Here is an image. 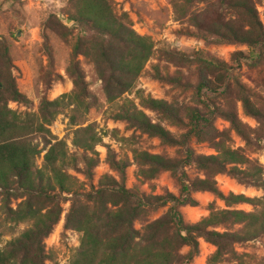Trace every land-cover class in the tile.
Masks as SVG:
<instances>
[{
    "label": "trees",
    "instance_id": "obj_1",
    "mask_svg": "<svg viewBox=\"0 0 264 264\" xmlns=\"http://www.w3.org/2000/svg\"><path fill=\"white\" fill-rule=\"evenodd\" d=\"M67 1L74 3L70 19L89 28L97 41L87 48L82 37L76 36L66 68L74 89L53 101H43L38 113H20L8 108L9 102H25L16 80L24 73L22 66L13 65L9 46L0 38L1 208L12 219L30 223L10 244L9 254L0 252V264H44L42 240L60 220L62 199L69 202L64 229L80 236L69 264H192L199 254V239L215 248L206 264H251L244 256H237L233 248L264 234V197L225 195L219 190L216 177L226 175L238 184L264 190V169L243 149H234L230 137V132H234L247 147L254 141L255 131L238 118L237 103L244 115L258 123V130L264 136V98L253 94L241 82L239 74L242 65L254 68L264 60V28L253 0H222L220 9L224 18L208 13L207 20L201 22L196 12L189 18L202 37L248 48L247 54L235 52L232 64L198 55L200 62L213 69L211 77L201 79L196 86L201 108L189 109L182 119L178 109L167 102L137 94L138 105L124 99L114 118L148 137L158 138L162 144L177 148V159L137 151H133V157L146 181L162 171L175 174L178 195H146L138 189L126 188L125 170L129 162L114 157L109 164L118 179L105 175L94 185L93 171L99 162L95 147L101 137L90 134L89 127L76 128L71 145L81 150L77 158L69 154L64 141L51 136L48 126L63 108L73 106L88 112L94 104L78 65L79 56L93 61L106 99L112 103L135 88L153 50V42L134 32L126 19L116 13L113 0ZM181 1L185 5L192 3ZM43 29L48 28L43 26ZM52 31L58 33L56 29ZM158 79L180 85L178 78ZM139 106L181 126L182 135L176 138L159 124L152 123ZM70 120L73 127L79 125L73 117ZM217 120L226 122L229 128L217 129ZM33 135H39L43 143L41 150L33 143ZM192 142L206 144L215 154H197L191 147ZM42 151L45 152L43 165L36 170L34 159ZM79 164L82 169L78 168ZM188 166H194L203 178L190 179L185 171ZM70 170L82 174L90 185L79 182ZM201 192L211 194L225 208H217L213 201L208 205L207 216L188 223L180 208L197 207L193 194ZM63 195L68 197L62 198ZM11 200H21L17 213L9 206ZM167 204L170 206L164 215L148 220L152 212ZM241 204L251 205L254 210L232 209ZM234 226L237 229L231 231ZM184 248H187L185 253ZM225 255L230 259H225ZM258 264H264V258Z\"/></svg>",
    "mask_w": 264,
    "mask_h": 264
},
{
    "label": "rangeland",
    "instance_id": "obj_2",
    "mask_svg": "<svg viewBox=\"0 0 264 264\" xmlns=\"http://www.w3.org/2000/svg\"><path fill=\"white\" fill-rule=\"evenodd\" d=\"M117 14L122 15L131 28L140 36L148 37L153 42V50L140 76L135 82V88L124 94L120 99L110 103L102 90V83L90 58L79 56L78 65L84 75V83L88 92L93 96L94 104L88 112L74 109L73 106L63 108L48 126L54 139L66 143L70 155L79 158L81 150L71 145L74 130L78 127H89L90 134L101 137L95 147L98 153V165L93 171V184L99 178L108 175L118 179L117 173L111 169L109 160H128L125 170L126 188L138 189L146 195L179 194V182L171 171H162L154 179L145 180L140 174V166L133 157V151L158 154L168 159H177L179 153L176 147L162 144L156 137H148L124 121L114 119L120 112L124 99L132 100L138 105L137 94L155 100H163L178 109L182 119L192 108H201L196 95V86L201 79L210 78L212 68L198 60V55L215 58L232 64L231 58L235 52L248 53L246 46L223 43L208 37H202L189 19L199 13L200 21L207 14L215 18L224 14L221 12L222 0H191L185 5L181 0H113ZM259 21L264 28V0H253ZM74 11V3L67 0H0V38L9 46V55L15 66H22L23 75L17 80V87L25 96V102H9L8 108L20 113H38L43 101H53L63 94H69L74 86L66 68L71 61V46L76 36L82 37L86 47L94 45L97 39L92 31L72 21L70 16ZM228 18V17H227ZM207 20V19H206ZM43 26L48 29H43ZM58 30L54 33L52 30ZM264 54V49L262 50ZM241 82L253 94L264 98V60L254 68L242 65L239 70ZM170 77L179 79L180 85L161 81ZM152 123L159 124L172 136L179 138L184 129L174 124L162 114L139 106ZM237 113L240 121L249 126L254 132L253 144L247 147L244 142L230 132L232 147L241 148L247 156L264 169V136L258 130L260 126L250 117L244 115L241 105L237 103ZM70 117L79 124L73 127ZM215 126L219 130H227L229 125L217 120ZM259 136V137H257ZM32 141L41 150L43 143L39 135H33ZM197 154L213 155L214 150L206 144L191 143ZM44 151L34 159V168L43 165ZM78 168L82 169L79 164ZM188 177L203 178L201 172L194 166L185 169ZM79 182L89 186L85 177L77 172L69 171ZM140 179H139V178ZM219 190L225 195L242 194L247 198H263L264 190L253 186L241 185L226 175L216 177ZM87 188V187H86ZM68 196L63 195L62 198ZM197 207L185 206L180 208L183 219L195 223L208 215V205L215 202L217 208L223 209L224 204L205 192L194 193ZM21 200H11L10 208L17 213V205ZM170 204L152 212L148 220H154L164 215ZM69 202L61 200L62 213L59 222L54 226L50 235L42 240L45 256L44 264H69L79 245V234L64 229V215ZM232 209L252 212L254 207L241 204ZM12 219L1 208L0 200V252L9 254L10 244L20 237L29 227V222H18ZM137 228L140 225H136ZM237 228L234 226L231 231ZM222 231V229H218ZM199 254L192 264H206V259L215 250L210 244L199 239ZM237 256L251 264H258L264 258V234L257 239L234 246ZM32 250V249H31ZM187 248L182 249L185 253ZM225 259L230 256L225 255Z\"/></svg>",
    "mask_w": 264,
    "mask_h": 264
}]
</instances>
